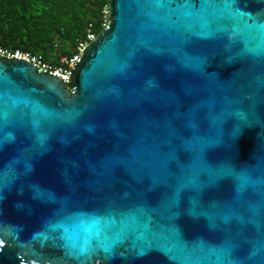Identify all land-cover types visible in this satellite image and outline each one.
<instances>
[{"label":"water","instance_id":"1","mask_svg":"<svg viewBox=\"0 0 264 264\" xmlns=\"http://www.w3.org/2000/svg\"><path fill=\"white\" fill-rule=\"evenodd\" d=\"M72 72L0 57V264H264V0H110Z\"/></svg>","mask_w":264,"mask_h":264},{"label":"trees","instance_id":"2","mask_svg":"<svg viewBox=\"0 0 264 264\" xmlns=\"http://www.w3.org/2000/svg\"><path fill=\"white\" fill-rule=\"evenodd\" d=\"M104 0H0V46L51 63L72 56L90 23L101 31Z\"/></svg>","mask_w":264,"mask_h":264},{"label":"built area","instance_id":"3","mask_svg":"<svg viewBox=\"0 0 264 264\" xmlns=\"http://www.w3.org/2000/svg\"><path fill=\"white\" fill-rule=\"evenodd\" d=\"M104 1H106V3L100 13L101 31L99 33L95 32V24L90 23L85 37L77 41L72 56H65L61 58L58 63H51L28 51L20 49L9 50L0 46V57L7 58L8 60L24 61L35 67L40 74L56 76L63 81L65 88H67L71 94H76L78 92V87L71 79L72 72L83 60L85 52L89 46L96 41L98 35L103 31L109 30L111 27L110 0Z\"/></svg>","mask_w":264,"mask_h":264}]
</instances>
